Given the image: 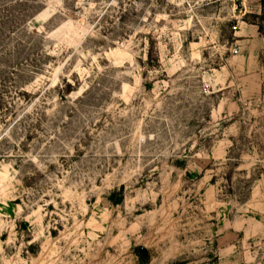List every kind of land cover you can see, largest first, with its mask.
<instances>
[{
    "label": "rangeland",
    "instance_id": "obj_1",
    "mask_svg": "<svg viewBox=\"0 0 264 264\" xmlns=\"http://www.w3.org/2000/svg\"><path fill=\"white\" fill-rule=\"evenodd\" d=\"M0 264H264L261 0H0Z\"/></svg>",
    "mask_w": 264,
    "mask_h": 264
},
{
    "label": "trees",
    "instance_id": "obj_2",
    "mask_svg": "<svg viewBox=\"0 0 264 264\" xmlns=\"http://www.w3.org/2000/svg\"><path fill=\"white\" fill-rule=\"evenodd\" d=\"M261 4H262L263 10H264V0H261Z\"/></svg>",
    "mask_w": 264,
    "mask_h": 264
},
{
    "label": "built area",
    "instance_id": "obj_3",
    "mask_svg": "<svg viewBox=\"0 0 264 264\" xmlns=\"http://www.w3.org/2000/svg\"><path fill=\"white\" fill-rule=\"evenodd\" d=\"M235 53H238V51H237V50H235Z\"/></svg>",
    "mask_w": 264,
    "mask_h": 264
}]
</instances>
